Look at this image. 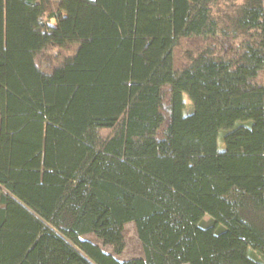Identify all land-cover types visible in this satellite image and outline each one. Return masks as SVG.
I'll list each match as a JSON object with an SVG mask.
<instances>
[{
	"label": "trees",
	"instance_id": "1",
	"mask_svg": "<svg viewBox=\"0 0 264 264\" xmlns=\"http://www.w3.org/2000/svg\"><path fill=\"white\" fill-rule=\"evenodd\" d=\"M263 1L0 0V264H264Z\"/></svg>",
	"mask_w": 264,
	"mask_h": 264
},
{
	"label": "rangeland",
	"instance_id": "2",
	"mask_svg": "<svg viewBox=\"0 0 264 264\" xmlns=\"http://www.w3.org/2000/svg\"><path fill=\"white\" fill-rule=\"evenodd\" d=\"M263 5H264V1H263ZM181 53H184L183 48H181V50H178L176 53V61L178 62V64L182 63V60L180 58ZM184 101L186 104V111L188 112L191 108L190 101L188 100V98L186 96H184ZM217 146L220 149L223 148V142H222V138H220V135H218V137H217ZM203 221H204V223H208L209 222L208 216H205L203 218ZM81 238L88 240L94 244H97L104 251L111 253L114 257H116L119 260H128L131 258L143 256L142 245H141V242L139 241V239L137 237L135 227H134V224L132 222H128L124 225V248L119 254H116L113 251L112 246L103 244L101 242V240H99L93 234H84L81 236ZM70 244L74 249H77V247L74 244H72V243H70ZM234 244L240 248L244 247V244L242 242H240V240L235 241Z\"/></svg>",
	"mask_w": 264,
	"mask_h": 264
}]
</instances>
